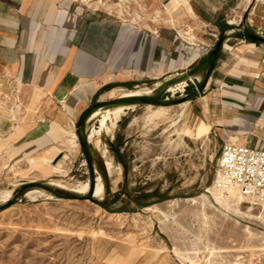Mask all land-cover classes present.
Returning <instances> with one entry per match:
<instances>
[{
  "label": "rangeland",
  "instance_id": "374dc122",
  "mask_svg": "<svg viewBox=\"0 0 264 264\" xmlns=\"http://www.w3.org/2000/svg\"><path fill=\"white\" fill-rule=\"evenodd\" d=\"M128 1L126 17L141 21L165 6ZM223 7L219 19L233 28L231 42L240 36L262 42L254 38H264V0ZM182 81L147 80L115 89V98L107 93L77 125L74 146L52 163H0V264H264V217H257L264 208L248 211L245 203L241 213L222 206L210 190L224 139L219 130L198 125L204 87L194 80L171 89ZM143 88L152 92L120 97ZM10 101L0 78V118L11 116ZM129 102L134 106L112 131L103 130L99 144L89 139L90 128L100 125L88 120L92 112ZM158 106H169L168 114L150 120ZM99 175L104 195L95 197ZM86 181L92 192L72 189Z\"/></svg>",
  "mask_w": 264,
  "mask_h": 264
},
{
  "label": "crops",
  "instance_id": "0c3cea01",
  "mask_svg": "<svg viewBox=\"0 0 264 264\" xmlns=\"http://www.w3.org/2000/svg\"><path fill=\"white\" fill-rule=\"evenodd\" d=\"M160 1L165 13L156 23L83 0H0V78L12 103L11 116L0 118L4 167L56 161L111 89L173 76L204 87L200 128L219 130L224 143L264 148V43L231 42L233 28L219 18L232 0H188L191 9ZM169 15L176 26L163 22ZM180 25L195 43L181 37Z\"/></svg>",
  "mask_w": 264,
  "mask_h": 264
},
{
  "label": "bare ground",
  "instance_id": "6f19581e",
  "mask_svg": "<svg viewBox=\"0 0 264 264\" xmlns=\"http://www.w3.org/2000/svg\"><path fill=\"white\" fill-rule=\"evenodd\" d=\"M83 1H85L88 5H91V6H96V7L103 6L104 8L109 10L111 13H115L116 15H119L123 18H126V11H127L123 3L130 2L128 0H121L122 3L120 2L115 5V4H112L110 0H83ZM181 1L182 3L187 5L189 9H191L189 6L188 0H181ZM162 11L163 10L161 9L156 10L155 14L157 15L153 19L155 22H159L160 17H162L161 16ZM133 19L136 20V17H134ZM162 20L164 23L168 25H174V26L177 25L176 20L170 15L167 17H164ZM178 29H179L181 37L190 41L191 43L196 42L195 35L191 33V31L188 28H185L183 25H180ZM186 84H187L186 81H182L181 83L172 86L171 89L172 90H176V88L183 89L186 86ZM116 90L115 89L110 90L108 92V97L115 98L117 95ZM151 92H152L151 88L130 90L129 92L121 93L120 97L142 96L144 94H149ZM133 106L134 104H115L112 107H101V108L96 109L94 112L90 114L88 120L95 121V119H99L100 125L98 127L93 125L90 128L89 139L96 142V144H99L101 140L100 135L103 132V130L107 129L108 131H112L113 127L117 125L121 117L126 114L127 109L129 108L131 109ZM149 107H152V105H149ZM169 110H170L169 106H158L157 108L151 110V112L148 114V118L150 120H154V119L163 117L168 114ZM106 163H107L109 171L112 172V162L110 160H106ZM63 172H66V171H63ZM98 178H99L98 183L96 184V187L94 188L93 192H94L95 197H102L104 195V183L100 175ZM51 183L60 185V186L61 185L66 186L61 181H57V180H52ZM72 189L78 193L84 194V193H87L91 189V185L89 181L78 182L77 184H75V186ZM210 190L214 193L217 200L221 203L222 206L230 207V205H235L236 206L235 210L238 212L245 213L241 210V208L243 207L245 203H248V206H247L248 211H252L257 207L247 197H245L236 187H230L227 191H225V190L217 188L214 184L212 187H210ZM11 195H12V190H9L4 193L3 197L8 198ZM257 217H260V218L264 217L263 209H260V214L257 215ZM209 264H213V262L210 261Z\"/></svg>",
  "mask_w": 264,
  "mask_h": 264
},
{
  "label": "built area",
  "instance_id": "2783aa9c",
  "mask_svg": "<svg viewBox=\"0 0 264 264\" xmlns=\"http://www.w3.org/2000/svg\"><path fill=\"white\" fill-rule=\"evenodd\" d=\"M215 186L225 191L236 187L254 205L264 208V148L224 143Z\"/></svg>",
  "mask_w": 264,
  "mask_h": 264
},
{
  "label": "water",
  "instance_id": "95a60500",
  "mask_svg": "<svg viewBox=\"0 0 264 264\" xmlns=\"http://www.w3.org/2000/svg\"><path fill=\"white\" fill-rule=\"evenodd\" d=\"M254 39L255 40H260V41H262L264 43V38L263 37H255ZM222 43H223V40H220L218 42V44H217V48H219L222 45ZM91 192H92V188H91Z\"/></svg>",
  "mask_w": 264,
  "mask_h": 264
},
{
  "label": "trees",
  "instance_id": "16d2710c",
  "mask_svg": "<svg viewBox=\"0 0 264 264\" xmlns=\"http://www.w3.org/2000/svg\"><path fill=\"white\" fill-rule=\"evenodd\" d=\"M89 112H87L85 115H87Z\"/></svg>",
  "mask_w": 264,
  "mask_h": 264
}]
</instances>
